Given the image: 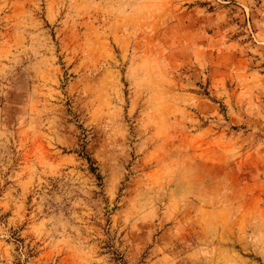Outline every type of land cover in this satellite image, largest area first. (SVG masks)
Segmentation results:
<instances>
[{
	"label": "rangeland",
	"instance_id": "374dc122",
	"mask_svg": "<svg viewBox=\"0 0 264 264\" xmlns=\"http://www.w3.org/2000/svg\"><path fill=\"white\" fill-rule=\"evenodd\" d=\"M0 264H264V0H0Z\"/></svg>",
	"mask_w": 264,
	"mask_h": 264
},
{
	"label": "crops",
	"instance_id": "0c3cea01",
	"mask_svg": "<svg viewBox=\"0 0 264 264\" xmlns=\"http://www.w3.org/2000/svg\"><path fill=\"white\" fill-rule=\"evenodd\" d=\"M207 183L209 184H213L214 183V178L211 176V177H207Z\"/></svg>",
	"mask_w": 264,
	"mask_h": 264
}]
</instances>
